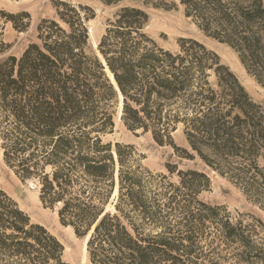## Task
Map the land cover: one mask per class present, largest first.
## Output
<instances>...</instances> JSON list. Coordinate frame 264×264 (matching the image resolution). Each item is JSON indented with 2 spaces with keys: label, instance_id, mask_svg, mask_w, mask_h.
<instances>
[{
  "label": "trees",
  "instance_id": "trees-1",
  "mask_svg": "<svg viewBox=\"0 0 264 264\" xmlns=\"http://www.w3.org/2000/svg\"><path fill=\"white\" fill-rule=\"evenodd\" d=\"M99 1L115 10L97 52L89 5L55 0L56 17L38 22L20 55L9 52L6 25L25 31L31 14L0 8L4 163L85 238L91 264H264V220L201 199L207 172L171 162L155 172L133 144L103 140L122 95L128 130L199 158L264 212V103L203 42L179 37L173 50L146 31L149 7L181 5L264 84V0ZM179 128L189 148L175 143ZM64 250L0 188V264H70Z\"/></svg>",
  "mask_w": 264,
  "mask_h": 264
},
{
  "label": "rangeland",
  "instance_id": "rangeland-1",
  "mask_svg": "<svg viewBox=\"0 0 264 264\" xmlns=\"http://www.w3.org/2000/svg\"><path fill=\"white\" fill-rule=\"evenodd\" d=\"M55 0H0V8L7 11H28L31 14V25L27 30L19 32L10 23L6 25L5 38L11 43L10 53L20 55L28 43L35 39L36 26L45 17L55 18ZM73 4L91 6L95 16L87 22L93 36L89 34V43L97 52L98 42L103 35L107 19L113 16L114 7L106 6L99 0H66ZM150 21L146 31L161 45L170 49H177L179 37H193L203 42L208 48L215 50L223 63L229 65L237 74L251 96L258 102L264 103V84L259 83L247 71L242 72L237 64H241L237 54L226 44L219 42L200 30L193 21L186 17L181 5L171 7H149ZM244 68V67H243ZM245 69V68H244ZM120 100L114 116L115 127L111 133L103 136L105 142L117 141L133 144L140 153L142 163L149 169L157 172H167L166 163L177 164L179 168H197L207 172L211 179V186L201 193L200 197L211 204L227 206L233 215L251 213L264 220V212L254 205L235 187L230 181L206 166L199 158L188 159L180 156L170 145H159L151 137L150 133L128 130L122 121H116L121 107ZM122 109V108H121ZM118 122V123H117ZM174 141L177 145L189 148L182 130L174 132ZM0 147V188L17 200L22 209L31 217L33 222L41 223L55 234L65 246L64 259L70 264H91L89 262L86 240L78 237L73 228L61 224L57 211L44 207L35 181H22L7 167L1 156Z\"/></svg>",
  "mask_w": 264,
  "mask_h": 264
},
{
  "label": "bare ground",
  "instance_id": "bare-ground-1",
  "mask_svg": "<svg viewBox=\"0 0 264 264\" xmlns=\"http://www.w3.org/2000/svg\"><path fill=\"white\" fill-rule=\"evenodd\" d=\"M89 26V25H88ZM89 34H90V36L92 37L93 36V34H92V30H91V28H89ZM95 46H97V44L95 43ZM98 55H99V57L101 58V60L103 61V57H102V55L98 52ZM237 64V67H238V69L239 70H241L242 72H245V69L243 68V67H241V65L239 64V63H236ZM108 72H109V77H110V79H111V81L114 83V81H113V79H112V74H111V72L108 70ZM122 104H123V96L122 95H120V106L119 107H121L122 108ZM121 108H120V110H119V112H118V115H117V119H116V121H121V113H122V111H121ZM118 123V122H117ZM2 154H3V152H2V150H1V156H2ZM65 251V250H64Z\"/></svg>",
  "mask_w": 264,
  "mask_h": 264
},
{
  "label": "water",
  "instance_id": "water-1",
  "mask_svg": "<svg viewBox=\"0 0 264 264\" xmlns=\"http://www.w3.org/2000/svg\"><path fill=\"white\" fill-rule=\"evenodd\" d=\"M103 61H104V58H103ZM111 74H112V73H111ZM112 79H113V81H114L115 85L117 86V83H116V81H115V79H114V76H113V74H112Z\"/></svg>",
  "mask_w": 264,
  "mask_h": 264
}]
</instances>
